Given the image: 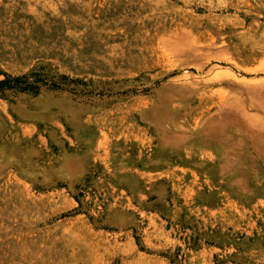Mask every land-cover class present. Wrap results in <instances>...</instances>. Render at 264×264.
<instances>
[{
    "label": "rangeland",
    "instance_id": "rangeland-1",
    "mask_svg": "<svg viewBox=\"0 0 264 264\" xmlns=\"http://www.w3.org/2000/svg\"><path fill=\"white\" fill-rule=\"evenodd\" d=\"M0 264H264V0H0Z\"/></svg>",
    "mask_w": 264,
    "mask_h": 264
},
{
    "label": "trees",
    "instance_id": "trees-1",
    "mask_svg": "<svg viewBox=\"0 0 264 264\" xmlns=\"http://www.w3.org/2000/svg\"><path fill=\"white\" fill-rule=\"evenodd\" d=\"M34 78L33 82H29L28 78L25 76L17 77L13 79H7L5 81H0V97L5 98L7 97L8 91L9 92H18V91H30L35 90L38 91L37 84H42V81L39 80V76L32 75Z\"/></svg>",
    "mask_w": 264,
    "mask_h": 264
}]
</instances>
